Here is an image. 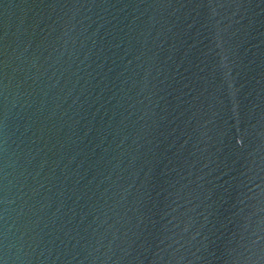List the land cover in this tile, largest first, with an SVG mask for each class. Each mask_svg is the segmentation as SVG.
<instances>
[{
  "label": "water",
  "instance_id": "95a60500",
  "mask_svg": "<svg viewBox=\"0 0 264 264\" xmlns=\"http://www.w3.org/2000/svg\"><path fill=\"white\" fill-rule=\"evenodd\" d=\"M0 264H264V0H0Z\"/></svg>",
  "mask_w": 264,
  "mask_h": 264
}]
</instances>
